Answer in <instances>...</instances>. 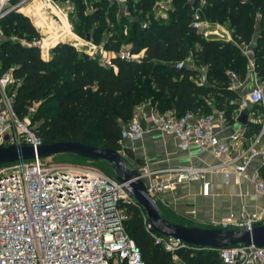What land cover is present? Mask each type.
I'll list each match as a JSON object with an SVG mask.
<instances>
[{
  "label": "trees",
  "instance_id": "16d2710c",
  "mask_svg": "<svg viewBox=\"0 0 264 264\" xmlns=\"http://www.w3.org/2000/svg\"><path fill=\"white\" fill-rule=\"evenodd\" d=\"M54 1L76 5L81 24L73 27L81 37L90 34L95 45L111 52L130 45L131 53L143 57L130 62L114 58L113 66L108 67L102 65L100 54L93 57L85 49L80 52L72 45L58 44L50 61H45L33 45L40 34L29 20L17 12L4 18L1 30L5 25L14 28L27 42L0 39V74L12 71L19 82L14 112L21 120L31 118V126L37 127L34 131L44 144L75 142L117 151L123 127L147 103L160 113L174 111L177 116L187 112L206 115L216 109L231 124L240 96L228 88V73L244 80L249 57L264 82V0H204L203 19L228 23L232 42L205 40L196 34L191 23L200 0H172L168 20L156 16L160 0H127L130 16L112 0H94V13L84 0ZM143 22L148 23L145 29ZM188 60L194 62V71L176 68V63ZM201 68H205L206 82L199 85L194 80ZM208 96L214 100L212 106ZM248 126V136L259 132L256 121H249ZM73 156L75 161L70 163L86 161ZM126 225L145 264H174L171 253L147 231L138 208L129 207ZM179 254L185 264H223L216 250Z\"/></svg>",
  "mask_w": 264,
  "mask_h": 264
},
{
  "label": "built area",
  "instance_id": "2783aa9c",
  "mask_svg": "<svg viewBox=\"0 0 264 264\" xmlns=\"http://www.w3.org/2000/svg\"><path fill=\"white\" fill-rule=\"evenodd\" d=\"M84 1L88 10L94 13V0ZM112 1L121 5L124 15L130 16L127 0ZM38 2L43 3V12L48 13L50 21L58 22L54 17L61 21V14L67 19L69 13H73L66 6V14L60 3L54 0H0V23L13 12H25L24 9L36 11ZM204 4V0H200L194 10L191 27L203 39L210 40L207 31L211 22L201 15ZM171 9L172 0H160L156 5V16L165 18ZM33 16L37 22L38 15ZM35 22L34 27L41 29ZM147 26L148 23H142L143 29ZM83 42L90 46L92 53L87 51L88 54L93 57L100 54L102 65L113 66V59L105 55L107 52L102 46L89 39ZM58 44L59 41L55 43ZM39 48L41 51L45 49ZM130 50V45H122L118 52L113 53L115 58L127 62L143 57L142 53L133 54ZM175 66L183 69L187 62L181 61ZM190 69L195 70V67L190 66ZM228 76L231 80L228 88L239 94L243 84L235 74L229 72ZM194 82L205 84V73H200ZM18 83L12 71L0 74V147L28 146L37 150L44 145L43 140L21 121L13 109ZM239 96L234 119L240 112H245L247 103L263 108L261 118L258 116L256 120L259 132L246 146L241 141L245 128L239 133L221 137L226 125L221 111L206 115L187 112L177 116L174 111L160 113L151 107L141 111L123 127L121 140L124 142H137L147 132L158 131L173 137L182 151L195 149V156H207L217 162L213 166L190 164L157 169L144 164L136 170L152 197L158 200L166 192L193 181L201 182L203 194L207 195L209 184L206 176L222 174L226 185L232 177L237 181L247 179L253 186L256 200L264 203V176L260 171L251 175L247 173L256 159L264 167V147L261 146L264 139V90L255 85L245 97ZM133 206L140 210L147 231L171 253L174 264H185L179 254L181 251L203 250L153 232L145 210L137 204L125 184L88 164L36 158L29 162L1 165L0 264H145L142 252L129 235L126 225L129 207ZM260 212L261 216L248 212L242 206L237 214H230L217 222L210 219L209 223L224 230L251 229L261 224L264 207ZM216 251L223 264H264V249L255 246L236 245Z\"/></svg>",
  "mask_w": 264,
  "mask_h": 264
},
{
  "label": "crops",
  "instance_id": "0c3cea01",
  "mask_svg": "<svg viewBox=\"0 0 264 264\" xmlns=\"http://www.w3.org/2000/svg\"><path fill=\"white\" fill-rule=\"evenodd\" d=\"M169 14L163 19L168 20ZM210 40H221L223 42H232L231 32L228 23H211L208 28ZM57 46V45H56ZM53 49V48H52ZM105 50V49H104ZM41 51V50H40ZM47 48L42 51L43 60L49 61V56L46 55ZM105 54L109 59H114L115 54L111 51H106ZM243 52L249 53L246 48ZM194 66V62L188 60L187 65ZM250 58L248 57V66L245 79L240 81L243 85L238 90L241 92H250L255 85L260 86V79L255 73L254 67L251 66ZM188 67V66H187ZM195 67V66H194ZM194 71V70H193ZM200 73H205V68L200 69ZM263 83V82H262ZM242 95V94H241ZM211 104V103H210ZM213 104H211L212 106ZM261 108L260 106H257ZM254 107L246 104L245 113L248 115L247 124L241 125L235 119L233 123L226 122L225 128L221 133V137H227L234 133H239L246 129L249 131V121H256V113ZM139 107L136 109L138 110ZM213 111H216L213 110ZM258 112V111H257ZM244 134L242 138L243 145H248L254 135L248 136ZM264 147V139L261 143ZM129 148L132 153L140 158L141 164H148L150 168H179L194 164L196 166H213L217 162L207 156H195L196 150L182 151L178 147L177 141L170 136L162 134L158 131L147 132L144 138L137 142H129ZM131 153V154H132ZM261 163L259 159L253 161L248 169V175L260 171ZM206 181L209 184L208 194H203L201 182H186L177 187V189L168 191L161 195L158 201L171 212V214L187 221H195L196 223H207L212 218L213 220H221L230 214H237L242 206L250 213H258L264 207L261 200H256L254 196L252 184L245 178L237 181L234 177L230 179L228 185L224 182L222 174H208ZM194 211V214L191 213Z\"/></svg>",
  "mask_w": 264,
  "mask_h": 264
},
{
  "label": "water",
  "instance_id": "95a60500",
  "mask_svg": "<svg viewBox=\"0 0 264 264\" xmlns=\"http://www.w3.org/2000/svg\"><path fill=\"white\" fill-rule=\"evenodd\" d=\"M236 121L246 125L248 115L240 112ZM72 154L89 162L104 161L111 164L116 172L117 180L125 184L126 189L146 212L153 232L166 237L178 239L191 246L220 250L230 246L244 245L264 249V224L251 229L224 230L217 228L189 227L174 223L164 217L157 200L152 197L137 170L118 151L98 148L75 142H59L44 144L35 150L28 146H1L0 166L17 162H29L38 159H49L54 156Z\"/></svg>",
  "mask_w": 264,
  "mask_h": 264
},
{
  "label": "rangeland",
  "instance_id": "374dc122",
  "mask_svg": "<svg viewBox=\"0 0 264 264\" xmlns=\"http://www.w3.org/2000/svg\"><path fill=\"white\" fill-rule=\"evenodd\" d=\"M60 3V5L62 6L61 8L64 9V12L67 14L68 12L66 11V6L70 7V9L73 10V13H69L68 18L66 19V17H64L62 14L60 15L61 17V21L54 17V19H56L58 22H54V21H50V18L48 16H46L45 14H41L38 17V21L35 22V16L33 15H38L37 13H33L32 11H28V12H20L18 11L17 13L22 15L23 17L27 18L31 24V26H34V22L36 23L37 26H39L41 29H36L38 30V33L40 34V37L35 41V43L37 45H35L36 47H43V48H47L48 51H46V56H49L47 58L50 59L52 58V50L56 47L55 43L57 41L60 42V44H69L72 46H75L76 49H78L80 52L83 51H88L91 52L90 50V46L89 44L83 42L87 41V39L92 40L91 39V35L88 34L87 38L81 37V35H79L75 30H74V24H81V16L80 14L77 12V7L76 5L71 2V1H66V2H58ZM43 7V6H42ZM26 14L31 15L30 17L27 16ZM58 14V13H57ZM48 15V14H47ZM41 24V25H40ZM10 27L12 28L13 26L10 25ZM9 27H7V25L4 26L2 33L0 35V39H10L11 41H18V40H22L27 42L26 39L24 38H20V35H18L20 32L16 31L14 28H12L11 30L7 29ZM43 29V30H42ZM73 33V35L71 34V32ZM18 33V34H16ZM109 37V36H108ZM53 48V49H52ZM40 49V48H39ZM45 50V49H44ZM42 51H41V57H42ZM43 59V57H42ZM188 68L190 69V62L187 65ZM260 88H262L264 90V82L260 83ZM248 92H241L240 94L243 95V97H245L247 95ZM206 99L211 102V104H213V99L206 97ZM212 99V100H211ZM238 101V100H237ZM236 101V102H237ZM38 105H36L35 107H33L30 111L31 115L33 113H35L36 109H37ZM148 108H151L150 104H142L139 106V109L135 111V114L133 117H135L137 114H139L141 111L144 110H148ZM258 112L256 113V117L257 118L259 116V118H261V115L263 113V108H256ZM156 110V109H155ZM216 112V111H212L211 113ZM24 124H26L27 126H29L30 128H32L33 130H35L37 127L36 126H31V118L28 116L26 119L21 120ZM38 125V124H36ZM129 142H124L122 140H120V147L117 149V151L119 152V154H121L124 158H126L131 165L135 168V169H139L141 166H143L144 164H141V160L140 158L137 159V157L134 155V153H132V151H130L129 148ZM132 153V155H131ZM51 160L53 161H57V162H63V163H70L75 161V157L72 154H64L61 156H54L53 158H51ZM81 162V161H80ZM82 163L84 164H88L91 167L98 169L112 177H116L117 174L114 171V168L111 164H109L108 162H104V161H98V162H89V161H82ZM159 200V199H158ZM158 205H160L162 207V211L163 214L166 213L167 217L171 220V221H175L176 223H180V224H184L186 226L189 227H199V228H217L216 226L211 225L209 222L210 218L207 223H196L195 221H187V220H183L181 218H179L176 215L171 214V212L161 203V201H158ZM261 212H258L257 214L259 216H261L260 214ZM263 219L260 221V225L264 224V214L262 215ZM223 219V218H222ZM214 222L220 221V220H212ZM212 260H210L209 262H211Z\"/></svg>",
  "mask_w": 264,
  "mask_h": 264
},
{
  "label": "bare ground",
  "instance_id": "6f19581e",
  "mask_svg": "<svg viewBox=\"0 0 264 264\" xmlns=\"http://www.w3.org/2000/svg\"><path fill=\"white\" fill-rule=\"evenodd\" d=\"M37 6H38L39 9L37 8L36 11H35V10H30V9H24L23 11H25V12H26V11H32V12L35 11V13H37L38 16L41 15V14H45L46 16H48V15H47L48 13L43 12V10H44V9H43V8H44L43 3L38 2V3H37ZM42 6H43V7H42ZM54 11H55V10H54ZM49 18H50V17H49ZM40 25H41V24H40Z\"/></svg>",
  "mask_w": 264,
  "mask_h": 264
}]
</instances>
